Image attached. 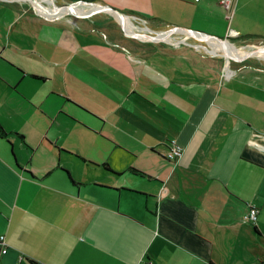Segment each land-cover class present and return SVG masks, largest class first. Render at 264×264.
<instances>
[{"label":"crops","instance_id":"1","mask_svg":"<svg viewBox=\"0 0 264 264\" xmlns=\"http://www.w3.org/2000/svg\"><path fill=\"white\" fill-rule=\"evenodd\" d=\"M20 1L0 0V264H264V69L190 44L264 40V0H82L141 19L139 53L106 12Z\"/></svg>","mask_w":264,"mask_h":264},{"label":"rangeland","instance_id":"2","mask_svg":"<svg viewBox=\"0 0 264 264\" xmlns=\"http://www.w3.org/2000/svg\"><path fill=\"white\" fill-rule=\"evenodd\" d=\"M20 1V0H19ZM37 3H35V2ZM22 8L28 12H40L43 9H51L53 13H49L48 17H76V18H90L96 13L106 12L112 16L106 18L101 26L108 27L111 31V36L118 43L119 46L133 53H139L143 50H149L155 47L154 43L157 42V37L152 34L151 30H143L141 27L130 28L129 23L139 24L145 26L144 22L139 18H132L125 13H121L115 10H109L94 3H86L82 0H21ZM41 9V10H40ZM106 15V14H105ZM107 15V16H108ZM152 36V37H151ZM193 47L197 48L198 52L205 56V50L202 46L206 47L211 54L206 58L213 61V64L223 68L224 65L234 66L245 64L248 66L261 67L264 69V40H254L248 38H236L231 37L224 42L226 46L232 51L229 52V56L225 57L219 54V48L214 43L208 42L203 44L197 41H190ZM157 46V45H156ZM204 51V52H203ZM233 57H239L238 60ZM229 59V63L227 60Z\"/></svg>","mask_w":264,"mask_h":264},{"label":"built area","instance_id":"3","mask_svg":"<svg viewBox=\"0 0 264 264\" xmlns=\"http://www.w3.org/2000/svg\"><path fill=\"white\" fill-rule=\"evenodd\" d=\"M193 1L198 2L199 0H193ZM223 4H224V6H226L228 8L229 1L224 0ZM229 14H230V11H229L227 17L228 16L230 17ZM168 149H169L168 158H169V160H172V161L177 160L182 155V152H183L182 147L179 146L178 144H176L174 141L169 142V148ZM258 213H259V211L256 207H250L243 218H244V220L254 224L257 221ZM4 240H5L4 236H0V257L2 255L6 254V252H7V248L5 246Z\"/></svg>","mask_w":264,"mask_h":264},{"label":"trees","instance_id":"4","mask_svg":"<svg viewBox=\"0 0 264 264\" xmlns=\"http://www.w3.org/2000/svg\"><path fill=\"white\" fill-rule=\"evenodd\" d=\"M5 134V132L1 129V127H0V136H2V135H4ZM131 171L132 172H134V173H136V174H140V175H143V174H141L139 171H137V170H133V169H131ZM33 264V263H32Z\"/></svg>","mask_w":264,"mask_h":264},{"label":"bare ground","instance_id":"5","mask_svg":"<svg viewBox=\"0 0 264 264\" xmlns=\"http://www.w3.org/2000/svg\"><path fill=\"white\" fill-rule=\"evenodd\" d=\"M35 2V1H34ZM36 3V2H35ZM37 4V3H36ZM219 53H222V55H226V56H228L229 55V52H227L226 50H225V48H222L220 51H219Z\"/></svg>","mask_w":264,"mask_h":264}]
</instances>
